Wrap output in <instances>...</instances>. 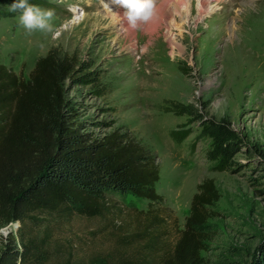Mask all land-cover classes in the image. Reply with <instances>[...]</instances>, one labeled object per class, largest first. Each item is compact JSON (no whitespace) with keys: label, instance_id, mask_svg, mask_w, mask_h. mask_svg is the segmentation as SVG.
Masks as SVG:
<instances>
[{"label":"rangeland","instance_id":"rangeland-1","mask_svg":"<svg viewBox=\"0 0 264 264\" xmlns=\"http://www.w3.org/2000/svg\"><path fill=\"white\" fill-rule=\"evenodd\" d=\"M13 2L0 3V63L27 79L36 60L50 50L58 59L67 58L72 64L64 80L67 113L81 131L91 138L126 132L155 154V190L163 201L152 208L166 230L158 255L173 249L197 185L211 178L219 198L208 207L203 225L204 264H264V0L224 1L226 7L201 17L193 8L184 23L179 13L171 31L183 49L174 53L164 26L152 36L139 27L135 51L129 39H117L114 28L121 24H109L103 10L121 9L109 0H28L54 10L53 32L32 34L20 25L19 12L9 11ZM219 28L227 34L248 32L251 45L239 47L243 59L217 54L209 67L203 52ZM147 41L152 44L139 60ZM207 118L226 119L239 133L244 147L232 168L216 170L207 159L210 139L200 133V120ZM107 196L109 206L100 216L58 219L37 213L0 227V254L11 245V234L21 250L18 235L24 233L47 238L44 264H117L134 254L137 244L125 247L120 239L135 229L136 212L145 211L149 200L130 193Z\"/></svg>","mask_w":264,"mask_h":264},{"label":"trees","instance_id":"trees-1","mask_svg":"<svg viewBox=\"0 0 264 264\" xmlns=\"http://www.w3.org/2000/svg\"><path fill=\"white\" fill-rule=\"evenodd\" d=\"M3 0H0L2 3ZM72 64L50 50L39 57L27 79L0 63V227L24 222L37 213L64 219L74 214L100 216L108 208V193H130L149 200L135 216V229L123 236V246L136 243L134 254L117 264H204L203 225L208 207L219 194L211 178L197 185L190 212L173 249L161 257L165 220L152 208L163 201L156 192L159 167L155 154L126 132L102 137L83 133L67 113L64 80ZM201 135L210 139L206 152L216 170L232 168L244 147L226 119L200 120ZM0 254V264H44L47 238L14 235ZM99 264H107L106 261Z\"/></svg>","mask_w":264,"mask_h":264},{"label":"bare ground","instance_id":"bare-ground-1","mask_svg":"<svg viewBox=\"0 0 264 264\" xmlns=\"http://www.w3.org/2000/svg\"><path fill=\"white\" fill-rule=\"evenodd\" d=\"M109 1H111V0H109ZM224 1L228 4H234L235 0H159V2L156 4V14H155L153 20L150 21L146 25L140 26L141 34L147 33L150 36L159 35L158 32H159L160 28L163 26L167 27L166 31L164 33V37H165V40L169 43V45L171 47V53H174L175 49H177V50L183 49V46L179 42H177L176 35L171 31V29L175 27L174 20L176 19V16H178L180 13V16L182 18L183 17L185 18V19H183V23H184L185 20L189 19L190 13H191L193 8H195V10L197 11V14L199 16L202 13L212 11L213 9H219V8L224 7L225 6L223 4ZM181 8H182V10L184 9V11H182L184 13L180 12ZM103 11L105 12V13H103V14H105V17H107L109 19V24H111V25L115 24V26L117 23L121 24V25H118L114 28L115 33H118L117 39H119L120 37H121L120 39H129L128 47L130 49H133L134 51L138 50L139 49V46H137L138 41H136V42L134 41L135 37H136V30L137 29L136 30H130L126 26V22L124 21L123 16H122V10H118V9L115 10L113 7H109V9L104 8ZM157 14H158V16H157ZM94 15H96V14H94ZM199 17H201V16H199ZM199 17H198V19H199ZM118 20H120L121 22H118ZM168 26H170L171 28H169ZM230 32H231V30L229 31V34H227L226 28H219V30L216 32L215 37L212 38L211 44L206 48L205 52H203L206 59H207L206 63L209 67L211 65H213L214 60H215L214 56H216L217 54H219L218 57L220 59L222 56L223 57L229 56L234 60V62L236 59H243V57L242 58L239 57L238 52L240 51L243 53V50L240 49L239 47L243 46V45H245L246 48L250 47L251 44H249V43H250V41H252L251 36L247 34L248 32L247 33L246 32L241 33V31H238V29L232 31L231 33ZM225 33H226V36L223 39L222 36H224ZM156 40H157V38H154V42ZM222 40H223V43L221 44V42H219V41H222ZM150 44H152V42H150V41H147V43H143V46H142L141 50L139 51L141 54V56L139 57V60H141L142 58H144L147 55L148 50L150 48V46H149ZM222 66H223V68H225V65L223 63H222ZM146 77L147 76H145V78ZM150 82L152 83L153 81H148L149 84H150ZM153 86H157V85H153ZM6 230H7V228L3 229L4 232H6Z\"/></svg>","mask_w":264,"mask_h":264},{"label":"clouds","instance_id":"clouds-1","mask_svg":"<svg viewBox=\"0 0 264 264\" xmlns=\"http://www.w3.org/2000/svg\"><path fill=\"white\" fill-rule=\"evenodd\" d=\"M156 3L157 0H111L114 7L122 10L123 19L130 30H136L153 20ZM9 11L19 12V23L28 34L51 33L54 30L52 9H43L30 4L28 0H14Z\"/></svg>","mask_w":264,"mask_h":264}]
</instances>
